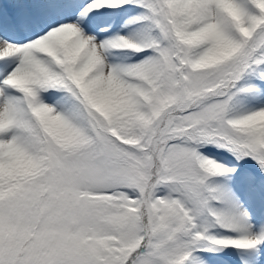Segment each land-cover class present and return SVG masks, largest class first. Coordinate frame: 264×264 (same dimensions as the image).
<instances>
[{"label":"snow or ice","instance_id":"snow-or-ice-1","mask_svg":"<svg viewBox=\"0 0 264 264\" xmlns=\"http://www.w3.org/2000/svg\"><path fill=\"white\" fill-rule=\"evenodd\" d=\"M0 264H264V0H0Z\"/></svg>","mask_w":264,"mask_h":264}]
</instances>
